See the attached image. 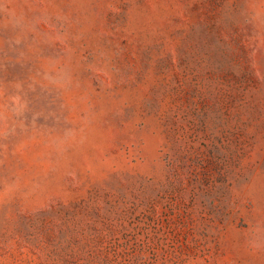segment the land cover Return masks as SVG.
<instances>
[{
  "label": "rangeland",
  "instance_id": "374dc122",
  "mask_svg": "<svg viewBox=\"0 0 264 264\" xmlns=\"http://www.w3.org/2000/svg\"><path fill=\"white\" fill-rule=\"evenodd\" d=\"M0 264H264V0H0Z\"/></svg>",
  "mask_w": 264,
  "mask_h": 264
}]
</instances>
